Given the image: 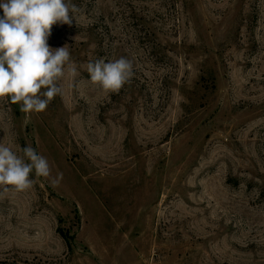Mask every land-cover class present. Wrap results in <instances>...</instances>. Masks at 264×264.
Masks as SVG:
<instances>
[{"label":"rangeland","instance_id":"374dc122","mask_svg":"<svg viewBox=\"0 0 264 264\" xmlns=\"http://www.w3.org/2000/svg\"><path fill=\"white\" fill-rule=\"evenodd\" d=\"M72 2L48 44L79 74L44 112L0 101L51 168L0 191V264H264V0ZM121 56L129 85L91 82Z\"/></svg>","mask_w":264,"mask_h":264},{"label":"clouds","instance_id":"9594fccd","mask_svg":"<svg viewBox=\"0 0 264 264\" xmlns=\"http://www.w3.org/2000/svg\"><path fill=\"white\" fill-rule=\"evenodd\" d=\"M0 101L18 104L25 114L44 112L63 95L61 81L67 72L79 73L71 62L69 46L52 48L48 39L53 25H72L81 9L72 0H0ZM91 82L112 93L129 85L133 61L121 56L98 58L87 64ZM36 178L51 175L49 161L31 146L14 148L0 140V191L21 192ZM62 174L53 179L59 183Z\"/></svg>","mask_w":264,"mask_h":264}]
</instances>
